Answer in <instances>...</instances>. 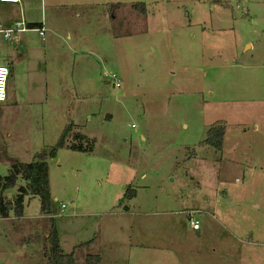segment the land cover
I'll return each instance as SVG.
<instances>
[{
	"label": "rangeland",
	"instance_id": "rangeland-1",
	"mask_svg": "<svg viewBox=\"0 0 264 264\" xmlns=\"http://www.w3.org/2000/svg\"><path fill=\"white\" fill-rule=\"evenodd\" d=\"M32 1H0V28H46L0 32L13 62L2 54L0 63L51 67L20 73L38 76L41 90L12 107L9 77L0 179L56 145L67 125L94 151L61 148L48 160L56 215L27 196L22 216L0 218V264H48L53 225L65 253L86 245L81 264L85 252L103 264H264V0ZM218 122L222 151L203 144ZM25 184L0 196L12 202Z\"/></svg>",
	"mask_w": 264,
	"mask_h": 264
},
{
	"label": "trees",
	"instance_id": "trees-1",
	"mask_svg": "<svg viewBox=\"0 0 264 264\" xmlns=\"http://www.w3.org/2000/svg\"><path fill=\"white\" fill-rule=\"evenodd\" d=\"M135 8L140 9L143 14L146 13V6L144 4H136ZM116 8V6H115ZM40 24L29 25V28H36ZM74 125H67L62 131V135L58 139L56 145L49 150H42L36 157V160L32 163H23L14 161L11 165L10 174L3 179H0V191L3 194L6 190L14 188L19 179L26 181L25 185H21L19 193L16 195L12 202L4 199L0 196V218H7L12 211L16 216H22L24 207L23 203L25 198L38 196L41 200L42 213L48 215L53 219L56 215V207L54 206L53 199L51 197L50 188V170L48 160L55 158L58 154V150L61 148H67L71 151H81L85 153H92L94 150V142L85 140V137L79 133H73ZM226 124L218 122L213 124L207 133L206 140L203 144H207L218 151L223 150L224 139L226 135ZM136 191L127 190L126 198L133 199ZM47 248L45 251V259L48 264H81L79 259V252H84L85 244L79 245L74 248L70 253H65L61 244L55 226L53 225L47 233L46 238ZM89 245V244H88ZM90 246V245H89ZM89 246H87L89 248ZM81 250V251H80ZM82 256L84 264H103L100 254H94L91 252H85Z\"/></svg>",
	"mask_w": 264,
	"mask_h": 264
},
{
	"label": "crops",
	"instance_id": "crops-1",
	"mask_svg": "<svg viewBox=\"0 0 264 264\" xmlns=\"http://www.w3.org/2000/svg\"><path fill=\"white\" fill-rule=\"evenodd\" d=\"M22 1L23 0H21L20 2H22ZM24 2H26L28 4H32L33 1L32 0H24ZM49 2L52 5H55V6H68V5H73V4L74 5L76 4L77 6H79V5L80 6H83L84 3L87 2V0H49ZM26 24L28 25V27H30L29 25H36L34 22L31 21L29 23L27 20H26ZM38 24H40L38 27H36V28H27V30H25V31L22 30V32H24V33L25 32H33V33H36L37 32V28H42V27L45 28V25H44L43 22L42 23H38ZM1 25H2V23H0V26ZM0 29H5L6 30V29H9V27L8 28L7 27L6 28L1 27ZM29 45H32V44H29ZM1 55H2V59L4 61H6V62H8L10 64L13 63L12 61H9V59H8V58H11L10 53H9V50H6L5 49L3 51V53H1V51H0V59H1ZM2 64L7 65V63H2ZM7 66H9V65H7ZM9 68H10V75H9V77L12 76V78L14 79V86H13V88L15 89V91H14V94L13 95L16 96L11 101L10 107H12L11 105H13V104L14 105H18L22 101L21 98H20V96H19V94H21V93H28L31 96V98H33V97H35L34 95H36L38 93V91L41 90V87L39 86L40 78L38 76H37V78H33L30 74L23 76L20 73H37V72H46V71L49 72V69L51 67L48 66V64L46 62H44L43 60L37 59L36 65L34 67H28L26 64H22V63L18 62V64H16V65H10ZM7 85H8V83H7ZM43 85H44V83L42 84V86ZM43 89H44V86H43ZM7 97H8L7 98V100H8L9 99L8 94H7ZM27 104L29 105V109H37L39 107L37 105L38 102H36V101L28 102ZM39 105H40V103H39ZM199 214H200V211H199ZM7 218L10 219V216L7 217ZM7 218H4V219H7ZM1 219H3V218H1ZM189 227H190L189 228L190 232L193 231L192 233H195L196 235H199V236L202 234V230H203L202 228L199 231H194L191 228V225L190 224H189Z\"/></svg>",
	"mask_w": 264,
	"mask_h": 264
},
{
	"label": "built area",
	"instance_id": "built-area-1",
	"mask_svg": "<svg viewBox=\"0 0 264 264\" xmlns=\"http://www.w3.org/2000/svg\"><path fill=\"white\" fill-rule=\"evenodd\" d=\"M0 1L4 2V3L17 4L21 0H0ZM17 26H22L18 30H21V31L27 30V27L24 26L23 22H18ZM18 30H16V29H6V30L0 29V32H3L6 38H9L11 33H15ZM37 31H39V33L41 35H43L44 32L46 31V29L44 27L37 28ZM9 75H10L9 66L0 63V103L6 102L7 98H8L7 97V83L9 80V78H8ZM109 78L111 81H114V84L117 88L121 87L120 79H119V76L117 74H111V76ZM61 206H63V208L66 207L64 204H62ZM186 215H187L188 222H190L191 228L194 231L201 230L202 226H201V222L198 219L197 213L194 211H189Z\"/></svg>",
	"mask_w": 264,
	"mask_h": 264
}]
</instances>
